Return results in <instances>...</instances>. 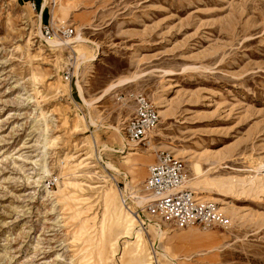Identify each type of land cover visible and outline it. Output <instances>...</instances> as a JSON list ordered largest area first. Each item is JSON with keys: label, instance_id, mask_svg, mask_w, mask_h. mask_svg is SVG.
<instances>
[{"label": "rangeland", "instance_id": "1", "mask_svg": "<svg viewBox=\"0 0 264 264\" xmlns=\"http://www.w3.org/2000/svg\"><path fill=\"white\" fill-rule=\"evenodd\" d=\"M50 1L0 0V264H264V189L250 179L264 161V0ZM48 23L74 29L66 45L47 43ZM139 93L160 112L152 145L188 179L200 163L205 182L191 189L229 228H178L124 204L128 182L146 195L157 156L119 150L115 127Z\"/></svg>", "mask_w": 264, "mask_h": 264}, {"label": "built area", "instance_id": "2", "mask_svg": "<svg viewBox=\"0 0 264 264\" xmlns=\"http://www.w3.org/2000/svg\"><path fill=\"white\" fill-rule=\"evenodd\" d=\"M56 5V0H51ZM36 7V3H33ZM42 31L49 37L54 33L70 36L74 29L60 27L55 30L52 23L43 25ZM73 74L65 75L70 80ZM136 105L131 116L124 122L123 130L132 142L148 146L147 135L160 122V112L146 95L135 96ZM188 179L186 165L183 160L170 150H159L156 161L149 166L145 188L152 196L146 206V211L153 217L165 219L178 228L198 226L202 229L214 227L229 228L231 219L213 205L202 201L195 191L186 187ZM54 183H49V185ZM137 215V214H136Z\"/></svg>", "mask_w": 264, "mask_h": 264}, {"label": "bare ground", "instance_id": "3", "mask_svg": "<svg viewBox=\"0 0 264 264\" xmlns=\"http://www.w3.org/2000/svg\"><path fill=\"white\" fill-rule=\"evenodd\" d=\"M46 5V3H45ZM40 21L42 22V17H40ZM40 22V24H41ZM53 22V21H52ZM41 27V26H40ZM40 30V29H39ZM42 31V27H41V30ZM43 33V31H42ZM41 34V33H40ZM42 35V34H41ZM43 35L45 36V34L43 33ZM42 35V36H43ZM46 38H49L47 39V43L51 46V47H61V46H64L67 44V42L65 41H60L59 38H62V35L60 33H54V35L52 36H45ZM74 39L71 41L72 42H78V41H82L83 40V37L77 33V35L75 37H73ZM86 47H84L83 45H80V46H76L75 49L77 51V58H76V61L74 62L76 68H79V66L82 64V62L84 61L85 59V49ZM61 69V66L59 67ZM58 69V73L61 74V70ZM125 81H127V79H124V80H120L117 84H123ZM65 83V82H63ZM115 84V85H117ZM114 86V85H113ZM78 90H79V93H80V96L81 98L83 99V101L85 102V104L87 106H91L92 105V102H90L86 97H85V94H84V88L82 86V84L79 82L78 83ZM111 90V87L108 88L106 90V92H109ZM158 103V102H157ZM163 106L162 105H159V108H162ZM162 112V110H161ZM88 118H89V121L92 123V124H95L96 121L94 119V117L89 113L88 115ZM158 127V126H157ZM154 128L153 130H151L148 135H147V140H148V144L149 146H151L150 149H154V151L157 152V149L158 147L152 145L153 144V139L159 135L160 133L158 132V128ZM115 130L118 132V134L120 135V141L122 143V148H118L119 150H123V149H127L129 150V146L132 145V146H139V143L138 142H132L130 141L127 137H126V134L123 130V128L117 126L115 127ZM133 143H136V144H133ZM126 150V151H127ZM124 151V150H123ZM123 153V152H122ZM143 159V158H142ZM144 163L145 161H141V163ZM107 165L108 167L114 169V171H119L120 169H118L117 167L113 166V164L111 163H108L107 162ZM152 165V164H151ZM42 170H43V176H40L39 177V180H42L44 178V176L48 175L50 173V170L47 168V166L45 164L42 165ZM255 171L258 173L257 175L255 176H251L250 179H253V180H260L261 183L257 184V186H259L260 188L262 187L264 189V161L261 163V165L259 167H255ZM120 172V171H119ZM194 172H195V175L196 177L194 178H189L187 179V182L185 184L186 187H189L190 189L192 188L193 190H197V189H200L202 188V184L205 182L204 179H203V176H202V169H201V165L200 163H194ZM259 175H262V176H259ZM209 184H212V183H209V181L206 183V185H209ZM209 187V186H208ZM135 186L131 183V182H128L126 187L124 188V196L122 197L123 198V202L125 205H129L130 201H131V198L133 199L134 201V204L141 210L138 212V215L141 216V218H143L144 215H142V209L144 207V211H146V206L148 204V202L150 201V199L152 198V196H150V194L147 192L146 188H145V192H146V195H142V194H139L137 193L136 195H130L129 194V191L131 190H134ZM113 191V188L110 187L108 190H104V199H105V202L106 204H110V201L112 198H110V195ZM126 191V193H125ZM122 192V191H121ZM120 192V193H121ZM218 211H220L218 209ZM118 215L122 216L123 218H126V219H129L128 223L129 226H128V229L133 231L135 235H137L138 237H142V230L143 228L142 227H139L137 228L135 225V222L133 220V218H131L129 216V212L126 211L125 207L124 206H119V209H118ZM137 214V213H136ZM130 217V218H129ZM143 220H145L143 218ZM146 224H151L153 223V220L152 219H147Z\"/></svg>", "mask_w": 264, "mask_h": 264}]
</instances>
